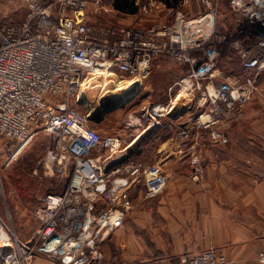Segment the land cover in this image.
<instances>
[{"label": "built area", "instance_id": "2783aa9c", "mask_svg": "<svg viewBox=\"0 0 264 264\" xmlns=\"http://www.w3.org/2000/svg\"><path fill=\"white\" fill-rule=\"evenodd\" d=\"M194 1L182 0L181 5ZM196 1L203 11L195 17L177 11L172 24L158 22L144 29L93 24L90 0H23L25 20L0 25V136L23 149L39 133H48L54 145L46 161L70 177L64 192L48 195L37 211L40 227L33 241L12 237L0 215V264H112L103 245L133 211L134 188L144 184L147 197L153 198L167 187L158 165L130 158L116 164L128 156L132 143L120 134H100L89 121L90 113L79 109L90 76L111 74L138 81L160 59L187 65L183 83L192 82L193 93L203 91L196 129L214 144L228 143L220 129L226 115L244 117L246 106L259 93L264 0H229L235 16L232 34L218 30L215 1ZM96 5L106 11L101 0ZM135 5L145 16L175 10L161 0H136ZM227 45L238 51L242 75L220 72V49ZM171 109H165L167 115ZM153 114H163L161 107H154ZM178 136L188 140L190 133L180 129ZM192 165V179L199 182V154L192 157ZM257 260L264 264V251ZM182 261L230 264L214 249Z\"/></svg>", "mask_w": 264, "mask_h": 264}, {"label": "crops", "instance_id": "0c3cea01", "mask_svg": "<svg viewBox=\"0 0 264 264\" xmlns=\"http://www.w3.org/2000/svg\"><path fill=\"white\" fill-rule=\"evenodd\" d=\"M113 3L109 6L111 11L115 10ZM176 5L172 6L176 9L173 13L146 17L173 14V18L158 21L172 24L177 11L189 18L203 11V6L196 0L188 7L181 5L182 10ZM137 8L136 14L115 11L136 16L141 13ZM94 13L99 15L97 9ZM93 15L89 12L90 21L99 26L147 29L142 24L126 26L97 22ZM230 15L235 22V16ZM220 19L219 15L218 30ZM162 61L167 60L156 62ZM180 65L182 67H156L151 78L154 83L148 85L144 100L137 103L140 115L129 112L135 106L132 104L134 99L125 108L117 110L132 114L125 120L114 122V112L101 124H95L97 128L109 127L106 135L120 133L128 138L132 143L129 152H133L130 159L158 165L168 181L165 191L153 198L147 197L144 184L134 188L133 211L123 227L103 245V252L112 264H184L185 256L214 249L230 264H259L257 256L264 250V99L256 98L251 102L242 119L227 114L220 129L228 143L214 144L194 125L204 108L203 91L193 93L189 90L192 82L184 84L183 80L190 67ZM219 70L226 75H242L241 65L233 72L226 73L220 67ZM257 80L264 94V72ZM142 86L140 83L137 95ZM161 94L163 100H160ZM180 97L183 98L179 100ZM154 107H161L163 114H153ZM166 108H172L173 112L167 115ZM180 129L190 133L188 140L179 138ZM196 154L201 156L203 165L200 182L192 179L194 167L191 160ZM38 263L53 264L44 260Z\"/></svg>", "mask_w": 264, "mask_h": 264}, {"label": "rangeland", "instance_id": "374dc122", "mask_svg": "<svg viewBox=\"0 0 264 264\" xmlns=\"http://www.w3.org/2000/svg\"><path fill=\"white\" fill-rule=\"evenodd\" d=\"M99 0H90L89 12L94 14L97 22L103 21L108 24H124L126 26H137L142 24L143 27L151 28L159 19L166 20L167 18H173V14L164 17H144L141 13L136 16L124 15L122 13L112 11L109 6L113 3V0H101L103 7L106 11H102L96 4ZM136 1V0H131ZM146 3L147 0H141ZM176 1V7L180 9L182 0ZM217 3L220 12V33H234V20L229 13L230 6L229 0H213ZM97 9V13L94 11ZM26 9L23 8L22 0H0V25L7 22H20L25 18ZM176 10V9H175ZM182 10V9H181ZM197 8L194 9L196 11ZM103 13V14H100ZM153 14L149 16H153ZM141 18H146L142 20ZM221 57L218 61V66L224 72L237 71L240 67V59L238 57V51L232 46L221 48ZM158 66H170L180 67L178 63H172V61L155 62L151 66L149 74L142 78L139 83L144 86L141 87L139 95H137L133 101L135 105L129 112L134 113L135 116L140 115V109L137 103L142 102L147 89L151 83H154L151 78L152 74ZM182 67V66H181ZM186 72V71H185ZM147 78V79H145ZM120 81H133L121 77ZM163 90L164 88H160ZM160 100H163L162 96ZM183 97H180L181 100ZM264 99V94L259 87V93L254 97ZM159 99L157 98V101ZM252 101V102H253ZM155 102V101H153ZM250 104V103H249ZM248 104V105H249ZM247 105V106H248ZM246 106V108H247ZM245 108V110H246ZM81 111L92 113L91 108L88 107L87 103L80 105ZM127 111H115L114 122H121L125 120L129 115ZM241 117L240 119H242ZM94 127L99 131L100 134L106 135L109 132L106 125L105 127ZM120 134V133H117ZM264 138V134H263ZM54 145V139L48 133L41 132L23 149L17 144L10 143L7 139L0 136V215L5 220L8 226L9 233L13 237L14 234L23 242H31L35 239L36 233L40 227V223L36 218L37 211L44 205L46 197L50 194H60L68 187L70 177L63 176L58 172L55 166L47 163L46 157L49 149ZM202 161V159H201ZM192 162V160H191ZM203 167V165H202ZM200 182V181H199ZM14 232V233H13ZM264 251V250H263ZM262 251V252H263ZM261 253V252H260ZM259 253V254H260Z\"/></svg>", "mask_w": 264, "mask_h": 264}, {"label": "bare ground", "instance_id": "6f19581e", "mask_svg": "<svg viewBox=\"0 0 264 264\" xmlns=\"http://www.w3.org/2000/svg\"><path fill=\"white\" fill-rule=\"evenodd\" d=\"M111 74L90 76L82 87L81 99L85 98L91 108V114H96L106 104L122 101L132 94L140 84L138 81H120ZM173 112V111H172Z\"/></svg>", "mask_w": 264, "mask_h": 264}, {"label": "water", "instance_id": "95a60500", "mask_svg": "<svg viewBox=\"0 0 264 264\" xmlns=\"http://www.w3.org/2000/svg\"><path fill=\"white\" fill-rule=\"evenodd\" d=\"M138 88H139V85L137 86V88H135L132 94H128V96H126V98L123 99L122 101L106 104L102 108H100L98 113L90 114L89 121L93 124L99 125L105 120L107 115L114 113L115 111L119 109L125 108L137 96V93L139 92ZM84 103H87V101L85 100V98H82L79 102V105H83ZM132 156H133V152L130 151L127 157L118 161L116 164H122L123 162L127 161V159H129Z\"/></svg>", "mask_w": 264, "mask_h": 264}, {"label": "trees", "instance_id": "16d2710c", "mask_svg": "<svg viewBox=\"0 0 264 264\" xmlns=\"http://www.w3.org/2000/svg\"><path fill=\"white\" fill-rule=\"evenodd\" d=\"M166 2L170 7L176 5V1L174 0H161ZM134 1L131 0H114L113 6L114 9L127 14H136L138 12V8L135 6Z\"/></svg>", "mask_w": 264, "mask_h": 264}]
</instances>
